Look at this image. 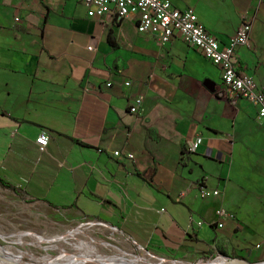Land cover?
Returning a JSON list of instances; mask_svg holds the SVG:
<instances>
[{
	"label": "crops",
	"instance_id": "crops-1",
	"mask_svg": "<svg viewBox=\"0 0 264 264\" xmlns=\"http://www.w3.org/2000/svg\"><path fill=\"white\" fill-rule=\"evenodd\" d=\"M170 1L193 8L222 47L249 19L252 44L232 60L264 91V0ZM93 11L0 0V179L168 264L264 263L258 108L219 97L221 69L180 36L161 42L139 31L137 14ZM202 184L221 193L203 199ZM222 207L233 218L218 227Z\"/></svg>",
	"mask_w": 264,
	"mask_h": 264
},
{
	"label": "rangeland",
	"instance_id": "rangeland-1",
	"mask_svg": "<svg viewBox=\"0 0 264 264\" xmlns=\"http://www.w3.org/2000/svg\"><path fill=\"white\" fill-rule=\"evenodd\" d=\"M0 264L168 263L151 253L134 251L107 223L71 218L67 210L0 184ZM205 264L228 262L218 258Z\"/></svg>",
	"mask_w": 264,
	"mask_h": 264
},
{
	"label": "built area",
	"instance_id": "built-area-1",
	"mask_svg": "<svg viewBox=\"0 0 264 264\" xmlns=\"http://www.w3.org/2000/svg\"><path fill=\"white\" fill-rule=\"evenodd\" d=\"M93 5L97 15L116 14L120 18L138 15V29L142 33L153 34L159 41L168 42L175 36H180L186 43L197 48L207 59L219 66L222 72V87L216 92L219 97L236 103L239 99H246L258 108V117L264 119V91L248 75L241 74L237 65L232 60L238 46L250 47L252 22L243 18L235 34L230 36L225 47L221 46L216 35L206 29L199 20L193 8L177 9L170 0H81ZM20 17H16L19 21ZM127 85L130 82L126 83ZM141 98L130 111L137 113ZM49 142L47 132H41L36 139L40 151H44ZM199 139L192 144V149L198 147ZM120 156V151L114 152ZM127 158H134L133 153H127ZM221 191L217 188L202 184L199 196L203 199L218 196ZM164 211V209H161ZM218 227L224 226L226 219L233 218L223 207L217 211ZM203 222L198 223L202 225Z\"/></svg>",
	"mask_w": 264,
	"mask_h": 264
},
{
	"label": "water",
	"instance_id": "water-1",
	"mask_svg": "<svg viewBox=\"0 0 264 264\" xmlns=\"http://www.w3.org/2000/svg\"><path fill=\"white\" fill-rule=\"evenodd\" d=\"M227 262L228 264H263V263H250L242 259H231L230 261Z\"/></svg>",
	"mask_w": 264,
	"mask_h": 264
},
{
	"label": "trees",
	"instance_id": "trees-1",
	"mask_svg": "<svg viewBox=\"0 0 264 264\" xmlns=\"http://www.w3.org/2000/svg\"><path fill=\"white\" fill-rule=\"evenodd\" d=\"M0 184H1L2 186H4L5 188H9V189L13 190L14 192L18 193L17 189H16L14 186H12L11 184H9V183H7V182L1 180V179H0ZM18 194H19V193H18Z\"/></svg>",
	"mask_w": 264,
	"mask_h": 264
}]
</instances>
